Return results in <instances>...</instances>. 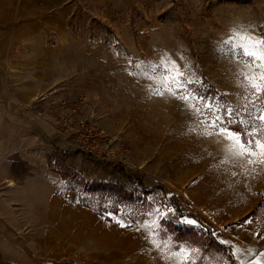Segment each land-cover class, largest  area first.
<instances>
[{
  "label": "rangeland",
  "instance_id": "rangeland-1",
  "mask_svg": "<svg viewBox=\"0 0 264 264\" xmlns=\"http://www.w3.org/2000/svg\"><path fill=\"white\" fill-rule=\"evenodd\" d=\"M33 3L0 0V96L9 116L55 117L46 169L60 183L37 209L44 229L19 232L24 251L39 262L177 264L173 253L187 247L198 250L195 264H264V157L226 156L227 141L205 134L212 116L202 108L224 104L243 114L253 99L242 75H252L244 66L250 58L233 48L234 34L264 38V0H69L62 22H49L58 26L56 38L45 34L47 18L39 24ZM177 72L193 81L181 91L202 101L171 94ZM261 108L264 93L248 111ZM71 115L104 131V155L59 135ZM229 127L243 131L238 122ZM163 222L193 235L163 237ZM212 237L223 251L202 247Z\"/></svg>",
  "mask_w": 264,
  "mask_h": 264
},
{
  "label": "crops",
  "instance_id": "crops-1",
  "mask_svg": "<svg viewBox=\"0 0 264 264\" xmlns=\"http://www.w3.org/2000/svg\"><path fill=\"white\" fill-rule=\"evenodd\" d=\"M33 1L38 7L35 16L39 24L44 23L45 18L47 25L50 21L60 23L71 10L69 0ZM112 1L102 0L105 4ZM49 10L53 12L50 14ZM57 27L56 24L49 25L44 27L47 29L44 32L48 37L52 34L56 38ZM1 85L0 82V90ZM2 106L0 96V159L3 157L0 161V264H75L32 259L24 251L19 233L26 227L33 228V231L44 229L37 209L49 203L51 190L60 183L59 175L46 169L45 154L51 140L49 135L54 130L52 119L55 117L36 118L26 112L20 115L9 113V116ZM2 141H9L11 145L3 147ZM9 180L14 181L16 186H10ZM37 241L38 238L34 237V246Z\"/></svg>",
  "mask_w": 264,
  "mask_h": 264
},
{
  "label": "snow or ice",
  "instance_id": "snow-or-ice-1",
  "mask_svg": "<svg viewBox=\"0 0 264 264\" xmlns=\"http://www.w3.org/2000/svg\"><path fill=\"white\" fill-rule=\"evenodd\" d=\"M234 38L238 43L233 44V48L239 47L241 49L240 55L250 58L248 61L244 62V66L245 68L251 67L253 69L252 75L249 76L245 73H242V75L244 81L247 82V87L253 90V99L243 105V114L240 110L224 104L214 105L207 102L203 103L202 108L207 109L212 116L211 122L206 127L205 134L209 136L215 134L221 136L224 141H227L225 147L226 156L241 158L264 157V108H261L256 115L248 111V105H255L256 100L260 99L261 94L264 93V83H262L264 82V38H255L246 33L241 34L240 32L235 33ZM232 39L233 38H230L228 41H225V44L232 43ZM257 70H259V74H257ZM181 76H183V73L177 72L176 76L170 77L171 81L177 85V91H172L171 88L168 89L171 94L185 102H189L190 100L197 102L202 101L204 99L203 97H199L192 92L184 94L181 91L187 84L193 82L191 80H178L177 77ZM178 92L180 93L179 95ZM245 99L247 100L248 98L245 97ZM189 107L197 114H201V108L196 107L195 104L189 103ZM234 116L235 119H233ZM253 121H258L259 124H254ZM235 122L241 125L243 128L242 132L231 130L229 125ZM208 128L214 129L215 132L208 131ZM260 162L264 163V159L260 160ZM248 163L252 164L254 161L248 159ZM233 175H235V173H233ZM155 211L160 218H164L166 215L165 212H161L159 209ZM168 211L170 212L172 209L169 208ZM184 222L188 224L195 223L193 220H185ZM152 223L158 227L156 221ZM153 244L157 248L161 247V244L157 243L155 240H153ZM164 246H168L167 242H164ZM197 251L198 250L195 248L189 249L187 247H181L179 252L173 253V256L178 257L177 264H189L190 260L191 264H195L192 255L197 253ZM236 252H239V249H236ZM259 256L264 257V252H260Z\"/></svg>",
  "mask_w": 264,
  "mask_h": 264
},
{
  "label": "built area",
  "instance_id": "built-area-1",
  "mask_svg": "<svg viewBox=\"0 0 264 264\" xmlns=\"http://www.w3.org/2000/svg\"><path fill=\"white\" fill-rule=\"evenodd\" d=\"M63 104L64 103H62V105ZM87 125L88 124L84 122L78 123L72 115L67 116L58 128L59 135H61L65 141L73 143L78 150L93 155L96 158L101 157L104 155L102 154V144L107 141L106 134H104V131L101 129L95 131L94 127L90 125V127H88Z\"/></svg>",
  "mask_w": 264,
  "mask_h": 264
},
{
  "label": "trees",
  "instance_id": "trees-1",
  "mask_svg": "<svg viewBox=\"0 0 264 264\" xmlns=\"http://www.w3.org/2000/svg\"><path fill=\"white\" fill-rule=\"evenodd\" d=\"M210 88V87H209ZM113 170L117 172L118 174L122 175L125 179H129L130 181L136 182L137 185L145 186V184L142 182L141 178H132L130 174L127 173L126 168L122 164H114ZM152 189H149L151 191ZM183 216L180 215V217ZM165 223V234L163 237H165L166 234L171 235V238L173 241H185L190 235H193V229H183L182 227H178L175 224H172L170 222H163ZM202 247H205V249H212L214 248L215 251H223V246L217 243L216 239L214 237L210 238L208 242H205L202 244ZM233 259V257H232Z\"/></svg>",
  "mask_w": 264,
  "mask_h": 264
},
{
  "label": "bare ground",
  "instance_id": "bare-ground-1",
  "mask_svg": "<svg viewBox=\"0 0 264 264\" xmlns=\"http://www.w3.org/2000/svg\"><path fill=\"white\" fill-rule=\"evenodd\" d=\"M8 182H9V185H10V186H13V187L16 186V183H15L14 181L9 180Z\"/></svg>",
  "mask_w": 264,
  "mask_h": 264
}]
</instances>
